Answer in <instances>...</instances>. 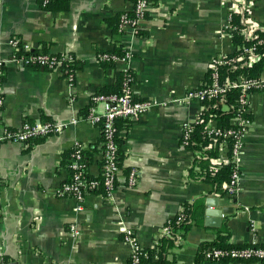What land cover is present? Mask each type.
I'll use <instances>...</instances> for the list:
<instances>
[{
    "label": "crops",
    "instance_id": "0c3cea01",
    "mask_svg": "<svg viewBox=\"0 0 264 264\" xmlns=\"http://www.w3.org/2000/svg\"><path fill=\"white\" fill-rule=\"evenodd\" d=\"M253 2L251 15L264 24V0ZM133 4L134 0H56L45 8L41 0H0V59L7 60L0 134L24 122L85 116L97 92L113 84L116 71L126 67L135 74L132 89L153 101L146 113L120 129L123 158L117 188L109 197L86 194L80 211V200L59 196L57 190L71 178L68 163L77 141L87 150L97 146L88 170L101 176L100 126L80 120L60 134L29 144H0V176L5 182L0 262L130 264L131 245L123 239V228H132L144 249H155L170 220L186 204L196 203L205 206L204 221L179 236L166 264H197L200 244L214 241L225 223L232 243L264 244V91L250 97L253 122L243 137L241 181L234 197L191 177L194 152L182 143L185 122H194L204 109L202 102L187 99V92L208 81L217 55L235 49L224 29L231 1L154 0L138 35L108 24L117 13L132 11ZM12 37L53 54L74 53L79 60L74 82L58 72L13 61ZM118 45L133 54L129 63L102 66L98 52ZM227 155V150L220 153ZM133 169L137 184L129 186ZM210 204L231 212L219 224L208 221ZM71 223L81 229L78 237L71 234ZM157 259L154 255L147 264H157ZM201 264L261 263L205 257Z\"/></svg>",
    "mask_w": 264,
    "mask_h": 264
},
{
    "label": "built area",
    "instance_id": "2783aa9c",
    "mask_svg": "<svg viewBox=\"0 0 264 264\" xmlns=\"http://www.w3.org/2000/svg\"><path fill=\"white\" fill-rule=\"evenodd\" d=\"M52 0H41L42 5H47ZM232 3L230 14L227 18V23L224 26L226 32L233 37V29L237 26L233 25V17L235 13H242V22L244 26L240 29L242 34L249 44H235L233 52L228 54H219L215 57L209 66L210 80L203 83L201 86L192 88L187 92L186 98L189 100H198L202 102L203 107H206V101L213 98L224 100L226 93L232 89L240 90V97L238 100L239 108L237 114L232 117V123L236 124V128H219L213 119L207 124L205 132L212 141H217L221 136L222 140L219 143L220 153L227 150L228 137L233 138L231 145V156H220L214 161L213 168H218L224 164L234 163L235 168L231 175V180L227 186V194L230 196L236 195L239 190L241 181V171L239 168V160L244 154L245 145L243 137L252 124L251 118V94L257 91H264V70L257 76H248L239 74L236 78H231L229 75L222 74V69L234 71L241 66H251L263 56L258 50L259 44L264 42V38L258 37L257 30L264 25L256 22L253 18L252 6L253 0H230ZM154 0H135L133 10L135 17L130 18L125 13L121 15L118 31H131L133 34H139L140 23L147 19L149 10L153 5ZM11 46L15 48L16 53L12 58L13 61L21 62L24 65L35 66L44 68L52 72H58L65 78L74 82L75 73L77 69H70L69 65L72 64L76 56L71 51H63L58 54H53L44 51L40 48H35L30 42H23L17 37H12L9 40ZM237 52L235 55L232 53ZM132 53L127 50L121 57L113 56L108 53L100 52L98 59L113 60L124 65L129 63L132 58ZM7 60L0 59V123L2 121V111L5 104V64ZM124 70L129 71L130 68L126 67ZM135 80V74L130 72L125 78L123 83V90L121 92H111L108 94H96L93 98V104L89 107L87 114L83 117H73L70 120H50L39 121L35 123L24 122L16 129L6 130L0 134V144L3 142L13 141L29 144L36 138H43L50 135H57L62 133L70 124H75L80 120H88L91 123L100 126L102 131V172L103 186L106 188L104 197L111 196V193L118 186V176L122 171L121 160L119 157V145L117 142L120 128L119 121L121 120H135L141 115L146 113L151 105L152 100L142 99L131 87ZM176 102L183 101L176 99ZM102 105L99 110L98 104ZM226 107V106H225ZM203 109V110H204ZM200 116V115H199ZM194 121L199 120L200 117ZM192 123L185 122L183 126L182 143L187 146L189 144V137L192 132ZM87 146L82 142H75L72 148L68 169L70 171V180L64 182L57 190L58 195L62 197H74L80 200L77 209L83 210V199L86 194L96 192L100 185V180L90 174L88 168L89 163L86 159L85 152ZM92 175L93 178H88L87 175ZM4 180L0 176V217L3 211V196L2 188L4 187ZM137 184V171L133 169L130 172L128 185L134 186ZM225 216V214H222ZM183 216H179L178 220H182ZM69 230L74 237L81 234V229L77 223H71ZM123 239L131 245L130 264H147L143 259L149 257V253L139 244L135 231L132 228H123ZM165 235L171 236V226L167 225L165 228ZM173 236V235H172ZM176 241L179 237H175ZM228 256L231 261L240 262H258L264 264V244L251 243L244 247H233L225 250L222 248H214L207 252L206 257L210 260L219 261L222 257ZM0 264H9L5 260H1Z\"/></svg>",
    "mask_w": 264,
    "mask_h": 264
},
{
    "label": "trees",
    "instance_id": "16d2710c",
    "mask_svg": "<svg viewBox=\"0 0 264 264\" xmlns=\"http://www.w3.org/2000/svg\"><path fill=\"white\" fill-rule=\"evenodd\" d=\"M56 1L52 0L51 2ZM67 1V0H63ZM135 1V0H134ZM50 2V3H51ZM43 5V7H48L50 5ZM128 17L133 18L135 17L134 10L130 12H123ZM123 13H117L115 16L107 19V22L110 26L114 29L119 28L121 15ZM242 13H235L233 17V25H236L237 28L233 29V41L235 44H249L250 40H247L240 29L244 26L242 22L243 16H246ZM262 25H264L262 23ZM143 33L142 29H139V34ZM259 34L258 37L264 38V29L260 28L257 30ZM259 52L263 54L262 58L255 62L251 66H241L234 71H228V69L223 68L222 74L229 75L231 78H236L239 74L248 75V76H257L264 70V42L259 44L258 46ZM127 50H125L121 45L115 46L113 50L110 51H100L103 53H108L113 56L121 57L125 54ZM98 52V54L100 53ZM237 52L232 53L231 55H235ZM97 54V57H98ZM100 61V60H99ZM101 65L104 67H115L118 64L117 61L113 60H101ZM79 67V60L76 57L75 61L69 65L70 69H78ZM130 72L133 70H117L116 71V79L115 82L111 85H107L102 87L97 94H108L111 92H121L123 90V83L125 78L128 76ZM134 74V72H133ZM210 80V75L208 77V81ZM240 97V90L239 89H232L229 90L224 100H220L218 98H213L211 100L206 101V107L201 112L199 120L192 123V132L189 137V144L187 147L194 152V163L192 168L190 169V175L194 179H203L209 183H211L217 190L220 191L222 195L227 194V186L230 183L232 172L235 168L234 163L224 164L219 166L218 168H213L214 161L219 157L220 148L219 143L223 139L222 136L217 141H212L207 133L205 132V128L207 124L210 122L211 119L214 120L215 124L221 128H236L237 125L232 123V117H234L239 108V100ZM226 106V107H225ZM87 114V113H86ZM129 121V120H128ZM119 128L121 129L122 126L128 127L127 120L119 121ZM228 146L229 151L228 154L231 156V145L233 143V138L228 137ZM119 145V157L122 162V149H121V137L120 133L117 139ZM96 145H93L89 150L85 152L86 159L88 163L92 160L93 154L96 151ZM72 152V151H71ZM71 155V153H70ZM103 164V161L101 162ZM88 178H93L92 175H87ZM100 180V185L96 189L97 193L105 194L106 188L103 186V176L95 177ZM230 196V195H229ZM235 195H233L234 197ZM179 216H183L182 220H178ZM205 218V206L203 203H196V204H186L184 210L177 215L175 218L170 220L171 226V236L165 235L160 244L155 249L147 250L149 253V257L143 259L144 262H148L151 258L156 255L158 257L156 263L157 264H166L169 260L167 258V254L170 250L177 244L175 237H179L186 235V233L194 226V225H202ZM173 235V236H172ZM231 231L226 223L221 227L218 236L212 242H202L199 247V252L197 255V264H201L202 261L205 259L206 254L209 250L214 248H222L225 250L231 249L233 247H244L248 244H239V243H232L230 241ZM230 258L228 256L222 257L219 262L227 263L230 262Z\"/></svg>",
    "mask_w": 264,
    "mask_h": 264
},
{
    "label": "water",
    "instance_id": "95a60500",
    "mask_svg": "<svg viewBox=\"0 0 264 264\" xmlns=\"http://www.w3.org/2000/svg\"><path fill=\"white\" fill-rule=\"evenodd\" d=\"M217 205L215 204H210L209 205V209H207L206 214H207V220L208 221H214L216 223H220L222 220V214H228L229 212H231V208H217V209H213L212 207H215ZM214 217L217 218V220H213L215 219Z\"/></svg>",
    "mask_w": 264,
    "mask_h": 264
}]
</instances>
